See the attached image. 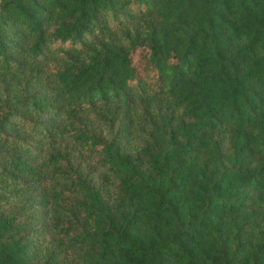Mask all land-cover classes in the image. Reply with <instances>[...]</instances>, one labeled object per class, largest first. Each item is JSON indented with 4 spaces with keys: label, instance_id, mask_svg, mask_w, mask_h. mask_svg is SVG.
Here are the masks:
<instances>
[{
    "label": "trees",
    "instance_id": "trees-1",
    "mask_svg": "<svg viewBox=\"0 0 264 264\" xmlns=\"http://www.w3.org/2000/svg\"><path fill=\"white\" fill-rule=\"evenodd\" d=\"M0 264H264V0H0Z\"/></svg>",
    "mask_w": 264,
    "mask_h": 264
}]
</instances>
